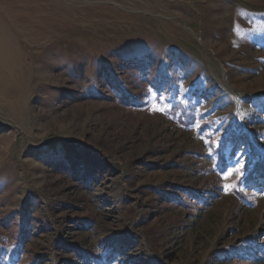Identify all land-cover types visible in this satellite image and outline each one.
<instances>
[{
	"label": "rangeland",
	"instance_id": "obj_1",
	"mask_svg": "<svg viewBox=\"0 0 264 264\" xmlns=\"http://www.w3.org/2000/svg\"><path fill=\"white\" fill-rule=\"evenodd\" d=\"M0 27V264H264V0H0Z\"/></svg>",
	"mask_w": 264,
	"mask_h": 264
},
{
	"label": "trees",
	"instance_id": "obj_2",
	"mask_svg": "<svg viewBox=\"0 0 264 264\" xmlns=\"http://www.w3.org/2000/svg\"><path fill=\"white\" fill-rule=\"evenodd\" d=\"M264 178V161H262L260 164H258L254 170L249 173V175L247 176V180L249 182H254L256 180V178ZM264 185V184H263ZM111 260V258H110Z\"/></svg>",
	"mask_w": 264,
	"mask_h": 264
},
{
	"label": "bare ground",
	"instance_id": "obj_3",
	"mask_svg": "<svg viewBox=\"0 0 264 264\" xmlns=\"http://www.w3.org/2000/svg\"><path fill=\"white\" fill-rule=\"evenodd\" d=\"M1 29L2 28L0 27V43H4L3 44V48L1 49V51H2V50H4L6 48V44H5V42H6V39H5L6 35H5V33Z\"/></svg>",
	"mask_w": 264,
	"mask_h": 264
},
{
	"label": "snow or ice",
	"instance_id": "obj_4",
	"mask_svg": "<svg viewBox=\"0 0 264 264\" xmlns=\"http://www.w3.org/2000/svg\"><path fill=\"white\" fill-rule=\"evenodd\" d=\"M157 110H160V109H157Z\"/></svg>",
	"mask_w": 264,
	"mask_h": 264
}]
</instances>
